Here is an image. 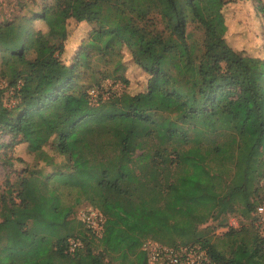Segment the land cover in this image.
Instances as JSON below:
<instances>
[{"label":"trees","instance_id":"1","mask_svg":"<svg viewBox=\"0 0 264 264\" xmlns=\"http://www.w3.org/2000/svg\"><path fill=\"white\" fill-rule=\"evenodd\" d=\"M33 2L0 22V138L52 118L34 163L0 188V264L42 262L50 242L56 259L74 258L72 239L88 256L97 242L92 264H150L146 241L203 251L207 264H264V59L228 44L229 0ZM69 20L92 28L68 65ZM34 21L47 28L29 44ZM125 59L147 75L142 92L104 87L128 84ZM82 203L103 216L100 235L73 218ZM237 212L251 225L229 226L217 246L212 233Z\"/></svg>","mask_w":264,"mask_h":264},{"label":"rangeland","instance_id":"2","mask_svg":"<svg viewBox=\"0 0 264 264\" xmlns=\"http://www.w3.org/2000/svg\"><path fill=\"white\" fill-rule=\"evenodd\" d=\"M42 1L49 0H38V3H41ZM26 2L34 4L33 0H0V22L5 19H14L15 17L22 16L28 8L25 7V9H21L20 6L22 3ZM261 3L264 4V0H261ZM258 6L259 2L257 0H229L224 8V16L229 29L227 37L228 44L234 50L242 51L249 56L264 59V12L260 11ZM31 27L28 39L29 44L37 30L45 31L47 28L46 25L40 21H34ZM91 28L92 26L84 21H68V37L65 42L64 51L61 55L63 62L68 65L72 62V59L80 49L82 41L87 38ZM124 53L127 55L126 52ZM125 60L126 62L129 61V59ZM99 67L103 71H108L107 66L103 63H99ZM123 75L128 80V84L123 85L119 81L115 82L112 80L103 82L104 87L111 91H126L130 94H136L143 91L147 75L139 66L128 62ZM5 86V81L0 80V89ZM2 101L6 106H10L17 100L14 98V92L7 89L4 90V93L2 94ZM247 109H250V104H246L244 107L239 108L238 112L242 117H245ZM51 118L52 114L48 112H46V116L42 118L37 116L32 117L31 126L13 141L10 140V136L7 134L1 136L0 143L11 144L5 149H0L1 191L4 190V184L7 181H16V179L22 175L25 163H28L29 165L34 163L32 150L49 138V122ZM91 211L96 210L88 206L86 203H82L75 209L73 218L75 221H81V216L84 213ZM256 217L259 221H263L264 219V215L260 216L257 213ZM226 223L227 226L215 228L212 233L216 237L213 241L217 246L222 244L217 238L220 239L229 226L239 228L241 226L248 227L251 225L250 219H245V217L241 216L240 212L228 216ZM209 225H217V222L210 221ZM82 230L84 231L85 229ZM78 244L79 250L74 258L61 260L58 257V259H56L52 247L54 246V242H50L49 248L42 249V262H34L33 264H92L93 259L101 250L97 242L91 245L92 255L90 256L85 254V244L82 241H79ZM17 264H19V261ZM100 264H120V262L118 260H111L110 257L106 256Z\"/></svg>","mask_w":264,"mask_h":264},{"label":"built area","instance_id":"3","mask_svg":"<svg viewBox=\"0 0 264 264\" xmlns=\"http://www.w3.org/2000/svg\"><path fill=\"white\" fill-rule=\"evenodd\" d=\"M93 91L90 92L93 95ZM264 188V178L261 181ZM258 215H264V202L257 207ZM81 221L86 228L95 235H100L103 229L104 218L97 211L84 213ZM261 223V235L264 239V219ZM78 242L74 239L70 240L69 251L74 252L78 247ZM142 250L146 252L150 263L154 264H207L208 260L203 251L189 249H175L167 246L158 245L155 242L146 241L142 244Z\"/></svg>","mask_w":264,"mask_h":264}]
</instances>
